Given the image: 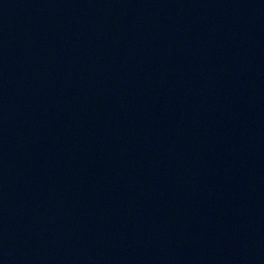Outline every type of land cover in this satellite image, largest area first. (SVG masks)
Masks as SVG:
<instances>
[{"label": "water", "instance_id": "obj_1", "mask_svg": "<svg viewBox=\"0 0 264 264\" xmlns=\"http://www.w3.org/2000/svg\"><path fill=\"white\" fill-rule=\"evenodd\" d=\"M0 264H264V0H0Z\"/></svg>", "mask_w": 264, "mask_h": 264}]
</instances>
